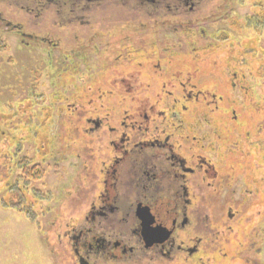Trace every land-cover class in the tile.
Instances as JSON below:
<instances>
[{
	"label": "rangeland",
	"instance_id": "obj_1",
	"mask_svg": "<svg viewBox=\"0 0 264 264\" xmlns=\"http://www.w3.org/2000/svg\"><path fill=\"white\" fill-rule=\"evenodd\" d=\"M217 1L204 13L214 10ZM224 1L228 18L211 20L204 29L207 35L193 41L166 31L143 36L124 31L98 38L108 48H135L138 53L131 52L129 69L117 68L105 56L90 57L86 63L74 58L73 65L66 59L68 51L90 39L98 28L95 24L66 27L55 21L60 25L53 26L49 19L35 27L0 7L3 19L23 25L25 32L49 42H30L0 23V42L5 46L0 52V264L70 261L59 250L56 235L71 223L77 207L88 203L78 188L85 190L97 180L93 174L98 167L84 143L91 136L84 130L89 127L85 118H91L96 102L106 104L105 98L97 100L98 88L112 92L108 102L120 99L132 105L145 96V102L157 112L164 111L167 98L171 100L168 94L177 91L180 115L190 111L208 115V124L193 118L196 128L190 140L220 177H227L223 195L217 198L226 202L233 190L238 201L240 195L250 194L242 205V219L233 225L238 240L220 246L228 259L219 264H244L233 257L237 253L264 264V27L251 28L248 21L263 15L264 0ZM151 57L153 62L160 61L161 69L149 68ZM102 64L110 66L109 74L115 77L130 76L129 83H92ZM172 69L176 81L165 82ZM182 83L194 90L187 86L182 92ZM187 94L199 95V100L188 99ZM81 113L87 116L81 118ZM208 125L215 126V131ZM22 161L36 164L44 172L38 181L30 179L26 186L30 191L24 188L28 195L31 190L40 195L31 212L15 205L9 195L11 187L26 184L17 168ZM252 233L256 254L246 245Z\"/></svg>",
	"mask_w": 264,
	"mask_h": 264
},
{
	"label": "flooded vegetation",
	"instance_id": "obj_2",
	"mask_svg": "<svg viewBox=\"0 0 264 264\" xmlns=\"http://www.w3.org/2000/svg\"><path fill=\"white\" fill-rule=\"evenodd\" d=\"M212 2L0 0V7L27 19L35 27H41L49 19L53 26L60 25L55 21L63 22L66 27L95 24L98 28L93 30L90 39L68 51L66 59L73 65L74 58L86 63L90 57L105 56L107 60L112 59L117 68L129 69L127 65L131 64V52H137L135 48H108L99 44L98 38L124 31H133L134 36L166 31L193 41L207 35L204 30L207 23L222 20V16L229 13L228 7L225 11L226 2L218 0L214 10L205 14V8ZM147 21L152 24L147 25ZM0 23L15 36L49 44L46 38L25 32L23 25L3 19L1 13ZM153 59L149 58L152 60L149 68L161 69L160 61L153 62ZM93 65L91 62L92 68ZM102 67L92 83H129L130 76L115 77L109 74L110 66L102 64ZM171 71L170 76L164 78L165 82L174 83L177 78L174 69ZM181 85V91L185 92L189 84ZM189 88L194 90L193 86ZM102 90L98 88L95 93L97 100L105 98L106 104L96 105V102L91 118H85L89 127L84 130L91 136V140L84 143L91 148V161L98 167L93 174L97 180L85 190L78 188V193L87 197L88 203L80 204L71 223L56 235L59 250L70 259L68 264H219L227 260L228 254L222 252L220 246L236 240L233 225L242 219V205L249 201L250 194L240 195L238 201L233 190L226 202L217 198L223 195L227 177H220L214 166L194 150L190 140L196 128L193 118L196 116V122L203 120L208 124V115L200 111L180 115L177 91L168 94L171 100L167 98L164 111L157 112L155 106H148L145 96L132 105L120 99L115 103L108 102L113 99L112 92ZM186 98L198 101L199 95L187 94ZM208 126L215 131V126ZM47 146L50 148V144ZM35 167L41 170L36 164L27 165L28 170ZM17 168L23 176L22 169ZM31 191L25 205H20L15 194L12 201L31 212L30 207L40 196L35 190ZM29 218H32L30 214ZM250 221L251 218L244 223ZM249 237L247 249L256 254L255 234ZM233 257L244 264H257L239 253Z\"/></svg>",
	"mask_w": 264,
	"mask_h": 264
},
{
	"label": "trees",
	"instance_id": "obj_3",
	"mask_svg": "<svg viewBox=\"0 0 264 264\" xmlns=\"http://www.w3.org/2000/svg\"><path fill=\"white\" fill-rule=\"evenodd\" d=\"M248 21H250L251 28H254L257 30L261 27L263 28L264 27V13L262 16L251 18V20H248ZM4 47L5 46L0 42V52L4 51V49H5ZM27 165H28V163L26 161H22L18 166L20 169H22L26 184L23 187H19V186L14 187V188L11 187L9 189L10 198L14 199V194H15L19 198L21 206L26 204L25 201L27 198L26 197L27 194L24 192V188L26 187V185H28V180L31 179L34 181H38L39 179L42 178V176L44 174V172L37 167L33 168L32 170H28ZM34 199H36V197H34Z\"/></svg>",
	"mask_w": 264,
	"mask_h": 264
}]
</instances>
